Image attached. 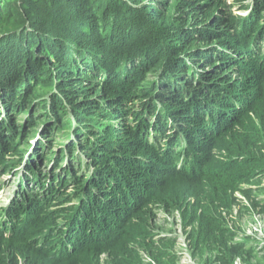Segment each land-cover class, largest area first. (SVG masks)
I'll use <instances>...</instances> for the list:
<instances>
[{"label":"trees","instance_id":"1","mask_svg":"<svg viewBox=\"0 0 264 264\" xmlns=\"http://www.w3.org/2000/svg\"><path fill=\"white\" fill-rule=\"evenodd\" d=\"M171 1L0 0V103L28 104L29 90L45 85L50 101L39 93L33 105L59 115L68 102L76 124L95 119L83 126L93 138L49 184L33 171L35 195L0 206V264H78L98 244L125 247L129 255L138 231L130 225L141 238L150 235L148 207L169 182L181 192L193 189L194 202L212 193L197 178L202 154L223 137L238 139L264 92V29L257 26L264 0L235 18L224 15L222 0H178L174 10ZM201 46L211 47L192 55ZM194 56L206 64L198 67ZM92 78L98 80L90 86ZM0 128L1 166L16 135ZM227 148L239 155L245 147L236 140ZM88 156L84 175L78 169ZM177 175L184 182L170 179ZM58 185L76 199L63 224L49 211L65 193ZM21 225L41 237L15 236Z\"/></svg>","mask_w":264,"mask_h":264},{"label":"rangeland","instance_id":"2","mask_svg":"<svg viewBox=\"0 0 264 264\" xmlns=\"http://www.w3.org/2000/svg\"><path fill=\"white\" fill-rule=\"evenodd\" d=\"M254 1L244 0L243 7L240 8L239 0H222L221 6L224 15L231 14L235 18L247 13ZM177 2L178 0L170 2L171 10L176 8ZM198 10L201 12L204 8ZM258 16L260 19L257 26L263 30L264 10L259 11ZM210 47L201 46L192 55H203V51ZM196 58L198 57L194 56L192 59ZM198 59V67L206 64V60ZM195 67L197 66H191ZM97 80L92 78L94 83L90 86ZM48 90L51 89L45 85L29 90L26 98L27 101L30 99L28 104H19L17 100V106L6 108L0 103V121L9 123L7 125L3 122L0 125L6 127L4 131L11 128L10 133L16 135L12 140L14 143L4 155V164L0 166L2 207L17 201L22 202L25 195L33 197L38 191L31 177L33 171L43 174L49 184L58 170L57 167H65V162L78 156L81 146L87 145V137L93 138L92 132L83 129V126L92 124L95 119L76 124L77 116L71 112L68 102L61 105L59 115L49 106L38 108L39 102L36 106L31 103V100L36 103L39 101V96H36L39 93L44 94L49 102ZM52 92L59 103L55 97L56 95L61 98L59 90L53 88ZM255 108L256 114L246 118L239 127L238 131L242 134L238 139L223 137L217 141V147L212 148L208 156L202 154L205 157L204 166L197 178L203 176L201 183L212 193L206 192L200 202H194L193 189L188 188L181 192L177 190V184L171 187V182L167 184L165 181L163 185L167 184L170 189L166 188L154 195L148 207L155 219L148 237L141 238V230L131 224L129 231H138L137 238L130 245L129 255L125 247L113 250L98 244L91 251L85 252L78 264H264V92L255 103ZM61 118L69 127L68 130L61 129ZM76 128L82 130L79 140L72 132ZM236 140H240L245 147L238 148L239 155L227 148ZM63 149L66 151L62 154ZM64 156L66 158L61 159ZM89 157L84 158L85 167L78 169L79 173L88 174L86 170L91 168L87 166L91 161ZM186 157L184 155V161ZM199 160L198 156L197 161H190L191 164H199ZM220 173L224 175L217 176ZM177 178L184 182L181 179L183 177L178 175L170 179L177 182ZM234 178L236 183L233 182ZM57 188L65 193L49 207V211L52 219L63 224L68 218L66 212L74 209L70 204L76 199L69 200L74 197L69 186L58 185ZM27 229L28 226L21 225L20 231L14 235L20 238H26L27 235L28 240L39 236L38 232H28Z\"/></svg>","mask_w":264,"mask_h":264},{"label":"clouds","instance_id":"3","mask_svg":"<svg viewBox=\"0 0 264 264\" xmlns=\"http://www.w3.org/2000/svg\"><path fill=\"white\" fill-rule=\"evenodd\" d=\"M5 206V205H4Z\"/></svg>","mask_w":264,"mask_h":264}]
</instances>
